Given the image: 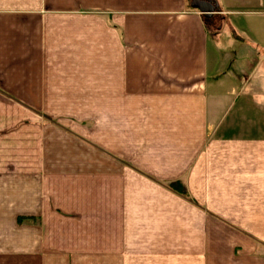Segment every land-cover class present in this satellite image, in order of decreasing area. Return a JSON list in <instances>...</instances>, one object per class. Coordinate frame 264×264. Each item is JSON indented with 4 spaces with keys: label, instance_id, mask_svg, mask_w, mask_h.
Masks as SVG:
<instances>
[{
    "label": "crops",
    "instance_id": "0c3cea01",
    "mask_svg": "<svg viewBox=\"0 0 264 264\" xmlns=\"http://www.w3.org/2000/svg\"><path fill=\"white\" fill-rule=\"evenodd\" d=\"M192 2L0 0V264H264V0Z\"/></svg>",
    "mask_w": 264,
    "mask_h": 264
},
{
    "label": "rangeland",
    "instance_id": "374dc122",
    "mask_svg": "<svg viewBox=\"0 0 264 264\" xmlns=\"http://www.w3.org/2000/svg\"><path fill=\"white\" fill-rule=\"evenodd\" d=\"M191 0H187V4L190 5ZM16 103L12 102H0V110L2 112L7 111L9 113H15L20 107H16ZM13 118V119H12ZM8 118L0 117V145H20L21 142V117L16 116Z\"/></svg>",
    "mask_w": 264,
    "mask_h": 264
},
{
    "label": "water",
    "instance_id": "95a60500",
    "mask_svg": "<svg viewBox=\"0 0 264 264\" xmlns=\"http://www.w3.org/2000/svg\"><path fill=\"white\" fill-rule=\"evenodd\" d=\"M192 6L198 9L206 17H210L217 10V6L212 0H193Z\"/></svg>",
    "mask_w": 264,
    "mask_h": 264
},
{
    "label": "trees",
    "instance_id": "16d2710c",
    "mask_svg": "<svg viewBox=\"0 0 264 264\" xmlns=\"http://www.w3.org/2000/svg\"><path fill=\"white\" fill-rule=\"evenodd\" d=\"M172 189H174L175 191H177L180 194H186V190L185 188H183L181 185H179L178 183L176 184H171L170 186Z\"/></svg>",
    "mask_w": 264,
    "mask_h": 264
}]
</instances>
